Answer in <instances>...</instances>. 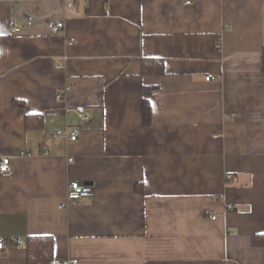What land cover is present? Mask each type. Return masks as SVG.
I'll use <instances>...</instances> for the list:
<instances>
[{"label":"crops","instance_id":"obj_1","mask_svg":"<svg viewBox=\"0 0 264 264\" xmlns=\"http://www.w3.org/2000/svg\"><path fill=\"white\" fill-rule=\"evenodd\" d=\"M263 46L264 0H0V264H264Z\"/></svg>","mask_w":264,"mask_h":264},{"label":"trees","instance_id":"obj_2","mask_svg":"<svg viewBox=\"0 0 264 264\" xmlns=\"http://www.w3.org/2000/svg\"><path fill=\"white\" fill-rule=\"evenodd\" d=\"M262 71L264 72V46L261 49ZM142 72L145 74H161L164 71L163 60L161 58H142L141 59ZM151 92V87H143L142 96V117L143 122L149 123L151 120V107L148 95ZM15 104L24 107L21 100L15 99ZM35 117L41 119L40 115L26 114L25 126H38V123L31 124L30 119ZM252 243L264 248V233L255 234ZM24 248L26 254V264H40L41 262H48L53 259V238L45 235H28L24 240Z\"/></svg>","mask_w":264,"mask_h":264},{"label":"built area","instance_id":"obj_3","mask_svg":"<svg viewBox=\"0 0 264 264\" xmlns=\"http://www.w3.org/2000/svg\"><path fill=\"white\" fill-rule=\"evenodd\" d=\"M188 3V1H186ZM63 27V22L62 21H58L56 23H53L51 25V30L52 31H58ZM213 75H206L205 79L206 80H210L213 79ZM58 98H61V95L57 96ZM82 119L86 122V123H90L89 117L87 114H82L81 115ZM79 135V129L78 127H74L71 130L68 129H58L55 132V137L57 138H66L69 140H76L78 138ZM21 154H26V155H30V153H24L21 152ZM69 162L72 161V158L68 159ZM10 162H11V158L7 155H0V176L5 177V176H9L11 175V167H10ZM231 175L228 174L226 176V178H230ZM92 193V188L87 185L84 184L80 181L77 180H71L69 181L66 191H65V199L64 201L60 204L61 207H66L68 205H71L73 203H75L78 199L80 198H85V197H89ZM228 209H232L233 206L232 205H227ZM212 218H215V215H210ZM6 238L0 237V250L3 249V247L5 246L6 243ZM10 242H13L16 246L21 247L23 246L24 241L23 240H19V239H11ZM77 259H62V260H56L54 261V263L56 264H76Z\"/></svg>","mask_w":264,"mask_h":264}]
</instances>
